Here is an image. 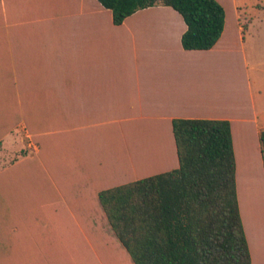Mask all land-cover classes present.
<instances>
[{
    "label": "crops",
    "instance_id": "crops-1",
    "mask_svg": "<svg viewBox=\"0 0 264 264\" xmlns=\"http://www.w3.org/2000/svg\"><path fill=\"white\" fill-rule=\"evenodd\" d=\"M20 1L13 0L12 7L18 8ZM32 1L45 7L80 9L82 13L93 10L97 4L96 0ZM4 4L5 0H0L1 9ZM154 10L155 7L151 12ZM54 20L59 27L44 29L40 48L49 55L56 51L64 56L75 54L76 64L73 67L65 64L31 66L33 77L22 87L26 90L28 104L45 106L39 117L42 120H59L63 124L66 112L61 110L52 116L46 106L74 104V114L70 115L75 125L72 129L60 128V138L48 142V165L35 158L41 146L27 130L29 146L34 149L28 159L31 177L36 178V170L46 172L42 189L31 192L27 218L29 225L39 223L36 218H45L43 224L47 228L52 225L49 219L57 218L56 225L74 234L76 249L83 250L86 232L110 229L101 202L103 192L132 182L138 179L136 174H146L152 168L166 171L179 166L172 121L206 118L200 115V110L208 95L198 90L201 86L196 85L194 75L203 72L206 66L173 63L179 62L171 55L173 50L181 47L187 51L181 45L186 30L184 20L155 15L127 18L122 25L99 16H67ZM104 23L110 28L105 29ZM52 31L58 36L57 41H53ZM175 36L179 41H173ZM34 38H41V34ZM138 40L141 57L135 55L133 60L129 53L136 52ZM123 46L129 50L128 57L122 54ZM111 52L115 58L125 55L123 58L133 63L103 64V59ZM166 57L165 63L156 64V60L162 62ZM149 61L152 63H147ZM14 98L17 103L22 102L17 92ZM151 140L155 144L153 148ZM260 161L263 165L262 159ZM12 179L13 176L7 178L4 186L10 187ZM5 187L0 193V243L7 247L21 240L14 237L10 241L7 234L10 231L7 232L2 216L7 213L12 194L5 191ZM31 242L34 247L36 242Z\"/></svg>",
    "mask_w": 264,
    "mask_h": 264
},
{
    "label": "trees",
    "instance_id": "trees-1",
    "mask_svg": "<svg viewBox=\"0 0 264 264\" xmlns=\"http://www.w3.org/2000/svg\"><path fill=\"white\" fill-rule=\"evenodd\" d=\"M12 1L5 0L4 9L0 8V118H5L0 120V146L15 123L9 121L15 115V121L26 122L33 140L41 146L35 158L46 165L48 142L60 138V128H74L70 114H74L75 105L46 106L52 116L66 112L63 124L39 119L45 106L28 104L23 87L33 77L31 66L76 64L75 54L64 56L56 51L49 55L40 48L44 29L59 27L54 19L99 16L122 25L127 18L147 16L162 3L184 20L181 45L186 50L215 47L227 22L226 8L219 0H96L93 10L83 13L80 9L45 7L32 0H21L19 7L13 8ZM52 33L57 41L58 36ZM38 34L41 38L34 44ZM16 92L21 103L14 98ZM172 124L179 166L144 176L136 174L138 179L101 194L110 229L84 234L83 250H77L80 255L82 252L84 264H252L240 205L232 121L176 118ZM258 137L264 167V129ZM6 180L5 175L0 177V193ZM4 249L0 243V264L20 262Z\"/></svg>",
    "mask_w": 264,
    "mask_h": 264
},
{
    "label": "rangeland",
    "instance_id": "rangeland-1",
    "mask_svg": "<svg viewBox=\"0 0 264 264\" xmlns=\"http://www.w3.org/2000/svg\"><path fill=\"white\" fill-rule=\"evenodd\" d=\"M219 1L226 8L227 22L217 47L210 51H183L179 47L171 55L179 61L173 63L207 67L203 72L194 74L196 85L201 86L198 90L208 95V99L206 97L205 102L202 101L200 115H206V118L227 117L232 121L238 163L237 179L241 185L240 205L252 250V264H264V169L260 161L257 134L258 129H264V0ZM155 10L147 16L171 17L183 21L174 9L162 3L157 4ZM103 27L110 28L107 23ZM173 41H179L178 37L175 36ZM123 48L122 54L127 56L129 50L125 46ZM140 50L138 40L137 54L132 51L133 54L129 53L130 58L134 60L137 55L140 58ZM108 56L111 59L104 58L103 64L133 63L124 59L125 55H116L118 58H115L111 52ZM165 61L167 57L162 62L156 60V64ZM10 119L15 123L3 136L0 146V177L5 175L10 179L13 176L10 187H5V191L12 194L7 208L11 217H6L7 213L2 217L7 232L10 231V234L7 233L10 241L17 237L21 243H15L14 246L11 242L4 247V252L10 251L13 256L19 257L18 264H84L82 254L76 249L74 234L57 226V218L49 219L52 224H49L50 228L43 224L45 218L42 217L35 219L39 223L29 225L27 208L32 201L31 192L42 189L46 172L44 169L36 170V178L32 179L28 159L33 156L34 149L29 146L27 124L23 119L15 121V115ZM150 143L153 148L154 142L151 140ZM158 171L165 170L152 168L142 175ZM30 240L36 242L34 247L32 242L29 243Z\"/></svg>",
    "mask_w": 264,
    "mask_h": 264
}]
</instances>
